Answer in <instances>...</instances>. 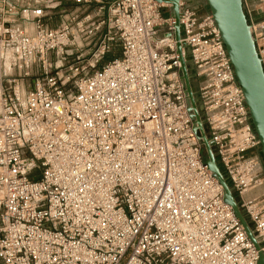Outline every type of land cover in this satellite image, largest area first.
<instances>
[{"label": "built area", "instance_id": "1", "mask_svg": "<svg viewBox=\"0 0 264 264\" xmlns=\"http://www.w3.org/2000/svg\"><path fill=\"white\" fill-rule=\"evenodd\" d=\"M243 7L264 72V0ZM173 26L154 0H0V57L15 72L0 76V264L264 254V165L219 33L179 0L201 122L259 251L203 164Z\"/></svg>", "mask_w": 264, "mask_h": 264}, {"label": "water", "instance_id": "2", "mask_svg": "<svg viewBox=\"0 0 264 264\" xmlns=\"http://www.w3.org/2000/svg\"><path fill=\"white\" fill-rule=\"evenodd\" d=\"M154 1L170 6V15L174 20L173 38L175 49L187 98V112L193 122L192 131L202 146L201 157L203 164L221 187L224 204L231 208L234 216L242 225L246 236L255 249L259 251L260 247L252 233L251 227L240 211L232 190L216 162L201 122L199 106L189 71L188 57L185 54L184 45L180 43L179 0ZM200 1L207 8L208 14L219 33L234 78L247 107L250 123L259 143V154L264 165V72L255 50L251 27L245 16L243 0ZM256 264H264V254L261 251L258 253Z\"/></svg>", "mask_w": 264, "mask_h": 264}, {"label": "rangeland", "instance_id": "3", "mask_svg": "<svg viewBox=\"0 0 264 264\" xmlns=\"http://www.w3.org/2000/svg\"><path fill=\"white\" fill-rule=\"evenodd\" d=\"M192 3H196V4H198L200 6V8H198L200 14L205 15V14L208 13L207 8L204 5L201 4V1L200 0H192ZM113 56L114 55H112L111 53L110 54H107L104 57V59H103V63L112 60L113 59ZM14 74H15L14 70L10 69L7 66L6 56L5 55H1V57H0V76H1V78H4L5 76L9 78V76H14ZM192 83H193V86H194V89H195L196 82L193 81ZM25 86H26V88L28 86H30V81L29 80H27L25 82Z\"/></svg>", "mask_w": 264, "mask_h": 264}, {"label": "crops", "instance_id": "4", "mask_svg": "<svg viewBox=\"0 0 264 264\" xmlns=\"http://www.w3.org/2000/svg\"><path fill=\"white\" fill-rule=\"evenodd\" d=\"M247 1H248V3H249L250 5L256 2V0H247ZM194 5H195L197 8H200V6H199L198 4L194 3ZM200 10H201V9H200ZM201 11H202V10H201Z\"/></svg>", "mask_w": 264, "mask_h": 264}, {"label": "trees", "instance_id": "5", "mask_svg": "<svg viewBox=\"0 0 264 264\" xmlns=\"http://www.w3.org/2000/svg\"><path fill=\"white\" fill-rule=\"evenodd\" d=\"M192 82H193V80H192Z\"/></svg>", "mask_w": 264, "mask_h": 264}]
</instances>
